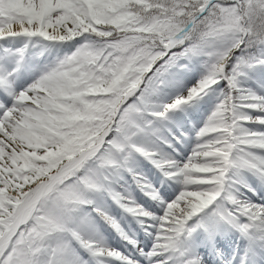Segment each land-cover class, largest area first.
I'll list each match as a JSON object with an SVG mask.
<instances>
[{
  "label": "snow or ice",
  "instance_id": "obj_1",
  "mask_svg": "<svg viewBox=\"0 0 264 264\" xmlns=\"http://www.w3.org/2000/svg\"><path fill=\"white\" fill-rule=\"evenodd\" d=\"M0 264H264V0H0Z\"/></svg>",
  "mask_w": 264,
  "mask_h": 264
}]
</instances>
